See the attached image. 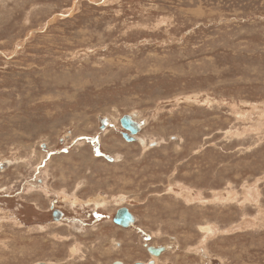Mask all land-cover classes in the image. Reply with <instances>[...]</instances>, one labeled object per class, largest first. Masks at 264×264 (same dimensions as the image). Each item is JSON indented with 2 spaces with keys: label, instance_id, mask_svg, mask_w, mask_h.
I'll return each instance as SVG.
<instances>
[{
  "label": "rangeland",
  "instance_id": "374dc122",
  "mask_svg": "<svg viewBox=\"0 0 264 264\" xmlns=\"http://www.w3.org/2000/svg\"><path fill=\"white\" fill-rule=\"evenodd\" d=\"M153 259L264 264V0H0V264Z\"/></svg>",
  "mask_w": 264,
  "mask_h": 264
},
{
  "label": "water",
  "instance_id": "95a60500",
  "mask_svg": "<svg viewBox=\"0 0 264 264\" xmlns=\"http://www.w3.org/2000/svg\"><path fill=\"white\" fill-rule=\"evenodd\" d=\"M120 123L125 128V130H127V132H124L123 136L127 140H132V141L135 140L134 134H136L140 129L139 123L133 120L131 116L129 115H125L120 120ZM62 216H63V213L61 211H59V213H57L56 211L54 212V217L56 220L62 218ZM113 220L116 224L122 227H129L135 222V216L132 214L129 208L121 207L116 212ZM148 251L152 255L160 256L165 251V247L164 246H159V247L149 246ZM112 264H124V263L120 260H117V261H114ZM137 264H141V263H137ZM148 264H155V261L151 260L149 261Z\"/></svg>",
  "mask_w": 264,
  "mask_h": 264
},
{
  "label": "bare ground",
  "instance_id": "6f19581e",
  "mask_svg": "<svg viewBox=\"0 0 264 264\" xmlns=\"http://www.w3.org/2000/svg\"><path fill=\"white\" fill-rule=\"evenodd\" d=\"M131 116V118L134 120V118H133V116L132 115H130ZM137 122V121H136ZM140 130V129H139ZM129 141H132V140H129ZM135 220H136V218H135ZM147 247H149V246H147ZM157 247V246H156ZM153 257L155 258V257H159V256H156V255H153ZM154 260V259H153ZM155 261V260H154ZM142 264H144V263H142ZM155 264H156V262H155Z\"/></svg>",
  "mask_w": 264,
  "mask_h": 264
},
{
  "label": "flooded vegetation",
  "instance_id": "af4514ba",
  "mask_svg": "<svg viewBox=\"0 0 264 264\" xmlns=\"http://www.w3.org/2000/svg\"><path fill=\"white\" fill-rule=\"evenodd\" d=\"M134 138L136 139V136H134ZM97 153H99V150L97 151ZM55 211H56L57 213H59L60 210H58V209H54V212H55ZM114 216H115V215H114ZM58 220H59V219H58Z\"/></svg>",
  "mask_w": 264,
  "mask_h": 264
}]
</instances>
